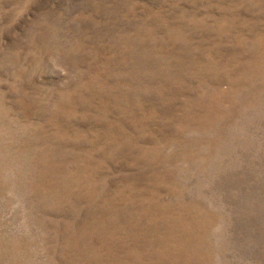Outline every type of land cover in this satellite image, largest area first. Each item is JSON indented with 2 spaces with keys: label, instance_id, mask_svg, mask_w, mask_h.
Returning a JSON list of instances; mask_svg holds the SVG:
<instances>
[{
  "label": "rangeland",
  "instance_id": "1",
  "mask_svg": "<svg viewBox=\"0 0 264 264\" xmlns=\"http://www.w3.org/2000/svg\"><path fill=\"white\" fill-rule=\"evenodd\" d=\"M0 264H264V0H0Z\"/></svg>",
  "mask_w": 264,
  "mask_h": 264
}]
</instances>
